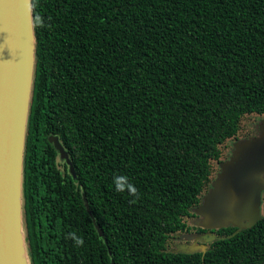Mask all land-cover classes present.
<instances>
[{"label":"trees","instance_id":"16d2710c","mask_svg":"<svg viewBox=\"0 0 264 264\" xmlns=\"http://www.w3.org/2000/svg\"><path fill=\"white\" fill-rule=\"evenodd\" d=\"M31 3L21 189L28 264H264V190L262 218L238 232L204 228L193 212L226 148L259 133L264 0ZM50 135L75 176L55 167ZM117 176L136 187L135 203L116 191ZM203 233L216 236L205 251H176L175 236L192 235L188 244Z\"/></svg>","mask_w":264,"mask_h":264},{"label":"water","instance_id":"95a60500","mask_svg":"<svg viewBox=\"0 0 264 264\" xmlns=\"http://www.w3.org/2000/svg\"><path fill=\"white\" fill-rule=\"evenodd\" d=\"M30 3L31 0H0V264H14L11 249L15 244L13 230L16 227L28 264L22 227L21 189L35 59ZM257 128L258 135L233 142L231 155L220 163V171L209 191L193 208L199 216L196 220L198 225L208 229L231 225L238 232L262 218L264 118L259 120ZM48 139L75 176L68 153L58 137L50 135ZM83 200L90 212L85 195ZM96 228L103 236L100 226L96 225ZM215 238L214 234L203 233L191 243L178 244L176 251H205L204 242Z\"/></svg>","mask_w":264,"mask_h":264},{"label":"clouds","instance_id":"9594fccd","mask_svg":"<svg viewBox=\"0 0 264 264\" xmlns=\"http://www.w3.org/2000/svg\"><path fill=\"white\" fill-rule=\"evenodd\" d=\"M29 7H34V4L30 3ZM35 23L37 25L41 24V17L37 15L35 17ZM114 184H115V189L117 192H124L127 190L133 197L134 199L131 201V203H135L137 199H139V193L136 187L131 184L128 180L127 176H117L114 178ZM69 236L73 239L75 244L79 246H83L84 244V239L82 236H77L75 233H69Z\"/></svg>","mask_w":264,"mask_h":264},{"label":"flooded vegetation","instance_id":"af4514ba","mask_svg":"<svg viewBox=\"0 0 264 264\" xmlns=\"http://www.w3.org/2000/svg\"><path fill=\"white\" fill-rule=\"evenodd\" d=\"M50 142V141H49ZM50 143H52V145H53V142H50ZM61 143V142H60ZM62 145V144H61ZM63 146V145H62ZM53 147H54V145H53ZM64 148V147H63ZM54 149H55V147H54ZM56 150V149H55ZM64 150H65V148H64ZM57 151V150H56ZM66 151V150H65ZM24 152H25V150H24ZM67 152V151H66ZM23 162H24V158H23ZM36 165H38V166H40L41 167V162L40 161H35L34 162ZM54 164H55V167L56 168H58V169H60L61 170V172H62V174H67V172L70 174L71 173V171H70V169H69V165L66 163V160L64 159V158H62L61 157V155H60V153L57 151V155L54 157ZM65 165L67 166V167H65ZM192 238V235H187V236H185V237H182V236H180V235H178V236H175V239L176 240H178V241H181V242H179V243H176L175 244V246L177 247V245L178 244H180V243H186L185 241L186 240H190Z\"/></svg>","mask_w":264,"mask_h":264},{"label":"bare ground","instance_id":"6f19581e","mask_svg":"<svg viewBox=\"0 0 264 264\" xmlns=\"http://www.w3.org/2000/svg\"><path fill=\"white\" fill-rule=\"evenodd\" d=\"M13 240L15 241V244L12 246V253L14 255L13 257V263L14 264H27L26 263V255L23 252L22 248V241L20 236L18 235V228L16 227L13 230Z\"/></svg>","mask_w":264,"mask_h":264},{"label":"rangeland","instance_id":"374dc122","mask_svg":"<svg viewBox=\"0 0 264 264\" xmlns=\"http://www.w3.org/2000/svg\"><path fill=\"white\" fill-rule=\"evenodd\" d=\"M246 122H250V120H245V123H246ZM231 144H232V143H230L229 145H231ZM226 149H227V151H229V152L231 151L230 146H228Z\"/></svg>","mask_w":264,"mask_h":264}]
</instances>
